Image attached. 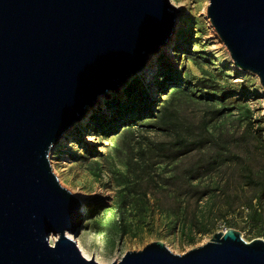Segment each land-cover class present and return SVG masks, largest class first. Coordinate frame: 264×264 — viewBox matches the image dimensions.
<instances>
[{
  "label": "water",
  "instance_id": "95a60500",
  "mask_svg": "<svg viewBox=\"0 0 264 264\" xmlns=\"http://www.w3.org/2000/svg\"><path fill=\"white\" fill-rule=\"evenodd\" d=\"M179 11L171 0H0V264H102L68 235L82 201L50 153L161 53ZM206 13L264 87V0H210ZM111 264H264V239L228 228L184 254L155 241Z\"/></svg>",
  "mask_w": 264,
  "mask_h": 264
},
{
  "label": "rangeland",
  "instance_id": "374dc122",
  "mask_svg": "<svg viewBox=\"0 0 264 264\" xmlns=\"http://www.w3.org/2000/svg\"><path fill=\"white\" fill-rule=\"evenodd\" d=\"M171 2L180 11L174 33L161 53L149 55L147 70L129 79L118 91L100 96L90 108L88 119L76 123L50 153L61 184L82 201L80 231L68 235L80 248L78 239H82L86 250L102 264L119 261L128 251L142 250L155 241L164 242L174 253L184 254L226 228L239 230L246 241L264 239V197L261 202L258 198L264 176V87L258 75L235 65L207 17L210 0ZM169 67L176 71L178 84L192 88L199 80L210 78L237 101L224 115L214 117L208 108L214 101L219 103L218 95L179 93L170 83L164 85L161 73ZM133 81L152 95L156 108L172 101L181 120L193 128L206 117L208 133L221 144L231 146L234 154L225 156L232 161L198 180V191L171 178L196 159L209 156L208 148L174 163H158L155 178L132 185L130 191L119 185L134 144L123 135L125 117L121 121L112 119L116 117V106L111 101L126 103L125 90ZM103 119H112L108 135L100 123ZM139 129L144 145L148 139H170L157 131ZM205 190L207 194L198 198V192ZM121 191L129 194L123 211L118 207Z\"/></svg>",
  "mask_w": 264,
  "mask_h": 264
},
{
  "label": "trees",
  "instance_id": "16d2710c",
  "mask_svg": "<svg viewBox=\"0 0 264 264\" xmlns=\"http://www.w3.org/2000/svg\"><path fill=\"white\" fill-rule=\"evenodd\" d=\"M167 68L166 63L163 64ZM161 81L167 86V83L180 90L179 93L187 91H201L207 96L215 97L218 95V102H213L208 111L214 117H221L226 110L237 100L230 95L229 91L220 88L218 84H213L210 78L199 80L198 84L192 88L184 87L178 84L176 71L169 67L162 71ZM137 81L131 82L126 88L128 100L126 103L120 100H113L112 106H116L113 113L116 114V119L121 121L123 117L126 125L123 135L125 138L133 141L132 152L128 157V169L125 174H121L118 180L119 185H123V189L129 190L136 183L148 179L153 180L156 175V166L158 163H174L182 157H185L196 150L208 148L209 156H202L196 159L185 170L172 176V180L176 183L182 181L183 186H189L194 191H198L199 187L195 183L208 174L218 170L227 162H231L229 156L234 153L231 151V146L226 143L221 144L214 136L208 133L206 128L208 121L203 118L200 126L193 128L192 125H187L180 118L179 110L172 106V101L163 104L156 108V103L151 94H149L142 85L139 87ZM139 87V88H138ZM177 92V91H176ZM191 92V93H192ZM98 116L94 115L93 118ZM112 119H103L100 123L104 126L103 132L108 135L112 130ZM139 128H145L149 131H157L168 136L169 140L155 141L148 138L147 143L143 144V137L140 135ZM200 129L199 131H196ZM207 136H206V135ZM220 147V149H217ZM171 180V181H172ZM261 189L258 198L260 202L264 197V176L260 182ZM130 191V190H129ZM128 191V192H129ZM118 203L120 210L126 209L128 205V195L123 193ZM198 198H202L207 194V191L198 192ZM197 195V194H195ZM256 217L259 213L255 214Z\"/></svg>",
  "mask_w": 264,
  "mask_h": 264
},
{
  "label": "bare ground",
  "instance_id": "6f19581e",
  "mask_svg": "<svg viewBox=\"0 0 264 264\" xmlns=\"http://www.w3.org/2000/svg\"><path fill=\"white\" fill-rule=\"evenodd\" d=\"M211 22V21H210ZM152 62H155V59H153L152 60ZM154 65V64H153ZM148 68V67H147ZM147 70V69H146ZM55 241V238H52V243ZM78 242H79V244H80V246H81V248H82V252H83V254L87 257V258H92L93 256L92 255H90V253H89V251H88V249L86 250V247L84 246V244H83V240L81 239H78ZM80 248V249H81ZM92 256V257H91ZM95 258V257H94Z\"/></svg>",
  "mask_w": 264,
  "mask_h": 264
},
{
  "label": "built area",
  "instance_id": "2783aa9c",
  "mask_svg": "<svg viewBox=\"0 0 264 264\" xmlns=\"http://www.w3.org/2000/svg\"><path fill=\"white\" fill-rule=\"evenodd\" d=\"M226 230H227V228L225 230H223V231H226Z\"/></svg>",
  "mask_w": 264,
  "mask_h": 264
}]
</instances>
